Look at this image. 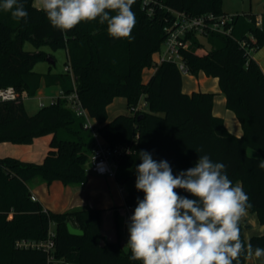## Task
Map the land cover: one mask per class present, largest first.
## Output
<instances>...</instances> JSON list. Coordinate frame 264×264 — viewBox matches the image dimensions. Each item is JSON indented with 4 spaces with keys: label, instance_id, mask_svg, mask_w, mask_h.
<instances>
[{
    "label": "trees",
    "instance_id": "1",
    "mask_svg": "<svg viewBox=\"0 0 264 264\" xmlns=\"http://www.w3.org/2000/svg\"><path fill=\"white\" fill-rule=\"evenodd\" d=\"M223 0H150L149 14L141 0L132 11L136 23L131 37L113 38L107 22L82 21L65 32L52 27L46 13L34 0H21L28 19L19 22L0 8V89L14 87L34 97L42 84L57 86L64 94L76 91L97 124L96 133L110 146H124L118 159L116 182L125 190V201L132 208L144 198L135 187L136 167L142 162L139 152L147 151L157 162L166 160L173 175L195 166L200 155L226 165L233 186L241 184L249 197L248 211L264 225V73L252 52L264 46V27L256 25V14H236L230 36L212 33L206 37L210 50L200 38L190 36L191 45L184 57L190 74L204 73L219 82L226 107L235 113L244 134H231L224 120L213 114L214 93L183 92L182 74L171 63L156 64V56L166 40V26L173 12L189 16L209 13L224 15ZM3 0H0V4ZM110 12V15H115ZM264 23V18H263ZM30 42L35 51H27ZM48 48L49 51L44 50ZM67 53L65 66L70 71L41 74L35 66L54 51ZM50 69L52 65H50ZM154 69L147 82L145 70ZM124 98L131 111L109 121L108 106ZM144 109L134 112L141 103ZM66 99L40 108L29 115L23 101L0 102V144L29 145L37 138L51 136L50 149L41 164L15 158H0V264H48V254L40 249L19 248L21 240L44 241L50 229L55 232L53 255L57 264H142L130 260L131 251L122 250L120 241L107 242L101 234V210L74 209L66 212L45 210L33 201L31 184L60 182L65 187L88 182L91 159L97 146L94 132L85 127ZM259 153L251 157L249 151ZM181 196L192 198L183 189ZM82 230L69 233L67 225ZM240 238L253 248H264V235L245 238L240 221ZM242 253L233 264H245Z\"/></svg>",
    "mask_w": 264,
    "mask_h": 264
},
{
    "label": "clouds",
    "instance_id": "2",
    "mask_svg": "<svg viewBox=\"0 0 264 264\" xmlns=\"http://www.w3.org/2000/svg\"><path fill=\"white\" fill-rule=\"evenodd\" d=\"M135 0H41L52 27L67 32L82 21L107 22L113 38L132 39ZM17 22L28 19L21 0H3ZM115 12V15H110ZM135 187L144 193L128 224L129 257L142 264H233L242 253L264 257V248L240 238L239 223L251 207L240 184L233 186L226 165L200 155L195 166L173 175L168 161L138 153ZM259 168L264 169V160ZM183 189L192 198L181 196Z\"/></svg>",
    "mask_w": 264,
    "mask_h": 264
},
{
    "label": "crops",
    "instance_id": "3",
    "mask_svg": "<svg viewBox=\"0 0 264 264\" xmlns=\"http://www.w3.org/2000/svg\"><path fill=\"white\" fill-rule=\"evenodd\" d=\"M256 16L259 17L262 15L256 14ZM262 17L264 18V16ZM253 58L255 61L259 63L264 73V48H262L259 52L253 55ZM200 74L202 75H200L201 76L200 78H197V82L193 84L190 83L189 91L183 88V92L187 94H191L193 92H198V91L214 93L215 96L213 103V110H214L213 114L216 117H220L224 120L225 127H227V130L231 134L238 137L242 136L244 134L242 126L239 120L237 119L235 113L227 109L226 98L221 92L219 85H217L215 81H213V83L212 81L210 82L209 80L211 79H209L204 73H200ZM143 77H144V73H143ZM150 77L152 76H148V78L145 79L146 80L145 82H147L150 79ZM60 90L61 89H59V87L57 86L46 87L44 84H42L40 90L35 96H37L38 100L41 99L43 101L45 98L50 100L51 98L56 97L59 94ZM124 100L126 101V99ZM109 121H111L110 118ZM93 123L96 125L98 124L95 119H93ZM36 140H34V142ZM100 140L104 141L101 137ZM50 142H51V136H49V138H47L45 142L42 141V143L40 144L42 148L41 150L42 156L46 157L50 149L49 147ZM249 155L251 157H256V158L260 157L259 153L253 150L249 151ZM32 159L33 160H28V162L32 161L33 163L35 162L40 163L38 162L39 160H36V158H32ZM91 173H88V182L84 185L70 186V187H65V186L63 187L62 183H60L62 185H55L57 186L56 188L58 189V191L65 192V190H67L69 192V199L65 202V204L62 205V209H65L64 212L74 209L101 210L100 231L101 234L105 237L104 238L105 241L107 242L120 241L122 250H127L128 249L127 242L129 239V237H127L128 224L130 223V217L132 216V213L131 211H129L128 205H126L125 192L122 193L120 189H117L119 185L116 182L115 178H109L107 176H100ZM32 195H34L38 199L36 194H32ZM45 210H49V208H45ZM241 222L243 223V226L246 227L245 238L247 241H249L253 236L264 235V225H261L259 223L256 214H252L249 211H247V214L241 219ZM257 224L261 226L260 230L258 234L252 235V233H255V231L258 230L255 229L254 232H250L251 231L250 229H252V227L256 228V226H258ZM248 231L249 234H247ZM245 264H264V257H260V258H256L255 256L249 257V259H247Z\"/></svg>",
    "mask_w": 264,
    "mask_h": 264
},
{
    "label": "built area",
    "instance_id": "4",
    "mask_svg": "<svg viewBox=\"0 0 264 264\" xmlns=\"http://www.w3.org/2000/svg\"><path fill=\"white\" fill-rule=\"evenodd\" d=\"M144 8L148 9L149 14H152L153 9L149 7L150 0H141ZM173 20L169 26L164 29L166 32V40L163 44L161 51L156 56V64L159 66L162 63H171L176 65L180 73L183 75L190 74L188 64L186 63L184 52L191 45L190 36L195 35L197 37L206 38L212 33H217L225 36H230L233 30V21L236 14H224L215 15L209 13L201 16H189L182 12H173ZM256 25L258 27H264L263 17L256 18ZM69 65L65 66V71H70ZM30 96L26 91L19 93L14 87H7L0 89V102L7 101H25ZM66 99L71 108L75 111L77 116L84 117L86 119L85 127L91 129L94 132L97 139V146L94 151V156L91 159L90 171L96 175L107 176L109 178H116L118 159L126 152H129L127 147L116 146L110 147L106 142L100 140V136L96 133L97 125L93 123L88 110L82 105L79 96L76 91H73L70 95L64 94L62 90L56 97L49 100L48 104H45L41 99L39 100V108L54 105L58 99ZM144 103L138 108L134 109V112L144 109ZM122 193L125 192L123 187H119ZM33 201H37V198L32 195ZM129 211H132L131 207H128ZM55 232L50 229L47 239L44 241H28L21 240L16 243L19 248H33L45 251L48 254V264H57L53 252L55 250Z\"/></svg>",
    "mask_w": 264,
    "mask_h": 264
},
{
    "label": "rangeland",
    "instance_id": "5",
    "mask_svg": "<svg viewBox=\"0 0 264 264\" xmlns=\"http://www.w3.org/2000/svg\"><path fill=\"white\" fill-rule=\"evenodd\" d=\"M34 5L42 8L41 0H34ZM222 9L225 12L230 13L231 15L237 14V13H243V12H252L257 15H262L264 16V0H223L222 1ZM200 41L206 45V49L210 50V46L206 40V38H201ZM264 48V46H263ZM25 49L27 51H35V47L33 46L32 43L26 42L25 43ZM262 49V48H261ZM260 49V50H261ZM44 50L49 51L48 48H45ZM259 50V51H260ZM257 51V52H259ZM257 52H252V55H255ZM55 56V65L52 66L50 69L49 63L46 61H41L37 63L35 66V71L41 74H47V73H63L65 71V64L67 61V53L64 49H59L53 52ZM154 72V69H149L144 72V77L143 80L144 82L146 81L145 79L148 78V76H151ZM202 75V74H200ZM194 76L192 74L188 75H183L182 77V82H183V88L189 91V85L190 83H195L197 82V78H200L201 76ZM210 82L215 81L217 85H219L218 80L215 78L208 77ZM220 87V86H219ZM221 90V89H220ZM45 104L49 103V100L45 98L43 100ZM24 106L26 111L28 112L29 115H35L39 110V100L37 96L30 97L29 99L24 101ZM130 110L127 106L126 101L123 98H117L114 100V102L109 105L108 108V115L111 120H113L116 116L125 114L129 115ZM49 138V136H43L40 138H37V140L29 145H22V144H11V143H6V144H0V157H11L18 159L23 162H28V160H33L32 158H36V160H39L36 164H41L45 156H42L41 154V146L40 144L42 141H46V139ZM40 158V159H39ZM28 163H33L32 161H29ZM91 173V172H89ZM92 174V173H91ZM55 185H62L60 182H54V184L49 185L40 181H35L34 183L31 184V189L32 193L36 194L39 201L42 202L43 206L45 208H49L50 211L52 212H64L65 209H62V205L65 204V202L69 199V192L67 190L64 191H58L56 188L57 186ZM64 187V185H63ZM120 186L117 187L119 189ZM258 226L252 227L250 229V232H254L253 234H258L260 227L259 224ZM249 234V231L248 233ZM127 237H129V232L127 234Z\"/></svg>",
    "mask_w": 264,
    "mask_h": 264
},
{
    "label": "water",
    "instance_id": "6",
    "mask_svg": "<svg viewBox=\"0 0 264 264\" xmlns=\"http://www.w3.org/2000/svg\"><path fill=\"white\" fill-rule=\"evenodd\" d=\"M46 62L49 63L50 65L54 66L55 65V60L53 59V56H50L46 58ZM68 231L72 235L80 236L84 234V232L76 227H74L71 223H68L67 225Z\"/></svg>",
    "mask_w": 264,
    "mask_h": 264
}]
</instances>
